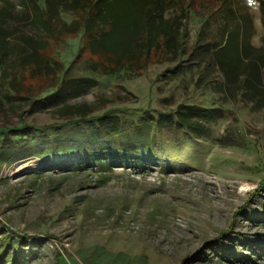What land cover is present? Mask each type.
<instances>
[{
    "label": "rangeland",
    "instance_id": "374dc122",
    "mask_svg": "<svg viewBox=\"0 0 264 264\" xmlns=\"http://www.w3.org/2000/svg\"><path fill=\"white\" fill-rule=\"evenodd\" d=\"M113 1L115 28L135 24L140 0ZM164 1L166 18L185 15L180 52L154 53L137 77L91 71L96 54L85 48L82 30L51 41L49 53L68 68L66 77L94 80L80 95H66L67 105L89 108L86 118L70 123L55 106L31 112L26 96L4 97L20 71L0 74V264H264V108L229 92L210 56L229 30L240 31L251 55L260 50V0ZM26 6L0 0L8 47L38 37ZM52 82H40L47 88L38 95ZM182 104L219 108L222 117L203 122L197 138L156 132L146 119ZM103 114L134 128L145 123L148 146L130 155L133 163L142 155L139 167H71L84 148L104 152L135 139L125 131L98 140L89 123ZM91 132V143L75 138ZM170 148L183 154L161 153Z\"/></svg>",
    "mask_w": 264,
    "mask_h": 264
},
{
    "label": "trees",
    "instance_id": "16d2710c",
    "mask_svg": "<svg viewBox=\"0 0 264 264\" xmlns=\"http://www.w3.org/2000/svg\"><path fill=\"white\" fill-rule=\"evenodd\" d=\"M28 8L29 20L36 30L37 39L25 36V43L17 41L11 47L7 46L4 30L0 26V74L6 78L8 70L20 71L21 79L18 83L10 80V90H6L4 97L29 99L31 112L51 106L57 107L58 116L65 117L68 122L79 118H86L91 111L86 106L67 105L66 95L78 96L88 88L94 86V80L89 77H66L68 68H64L62 62L51 57L50 43L66 36L84 32L85 48H89L96 59L89 64L91 71L102 70L106 74L117 72L129 75H140L149 64L150 56L161 53V56L176 55L180 52L179 38L181 36V18L185 15L165 17L164 12L169 8L164 0H154L153 5L147 6L149 0H140L139 7L135 8V24H129L125 28H115V19L111 12L113 0H24ZM262 25H264V0H260ZM186 12V11H185ZM74 14L75 17L66 22L61 15ZM5 12L0 10V23L5 24ZM2 18V19H1ZM140 19V20H139ZM62 22H59V21ZM137 20V21H136ZM4 21V22H2ZM141 21V24H138ZM120 22V20H119ZM139 26V27H138ZM116 32V34H114ZM240 31L229 30L224 44L210 51L211 60L215 62L221 83L226 84L229 92L238 94L242 101L264 108V85H262V67H264V36H262L260 50L250 53L244 40L240 38ZM116 36L115 39L113 37ZM114 44L112 47L105 45ZM23 42V41H22ZM13 56V58H11ZM52 63L55 66H52ZM52 80L54 87L50 92L38 95L40 91H46L41 83ZM41 82V83H40ZM37 83V84H36ZM218 89V87H217ZM31 95L34 98L31 99ZM60 105V106H59ZM37 108V109H36ZM222 117V110L210 106L180 105L168 114L149 116V123L154 124L155 131L174 132L183 131L190 137L197 138L201 133L203 122H213ZM115 115H100L92 120L89 125H95L100 134L98 140L109 136L115 137L119 133L134 132L135 139L120 140L118 147H107L105 151L85 149L82 154L76 156L77 162L71 167H93L99 170L109 169L111 166L135 165L139 167L143 162L142 155L136 156L137 162H132L131 154L141 153L148 143L146 133L142 131L143 125L136 123L134 126H126ZM71 123V122H70ZM88 123H85L87 125ZM94 126V127H95ZM203 129V128H202ZM183 130V131H182ZM92 133V132H91ZM76 135L83 142H92L93 133ZM176 144L182 141L172 139ZM171 140V141H172ZM0 141H2L0 139ZM108 141V138H107ZM191 141V140H190ZM170 142V141H169ZM191 142H187L190 144ZM164 143H156L152 146L165 147ZM183 154L179 149L161 151L174 157V153ZM148 157H154V152H144ZM165 155V156H166ZM197 159L195 158L194 161ZM182 161V160H181ZM5 253V252H4ZM17 256L14 255V259ZM23 257V256H22ZM16 260V259H15Z\"/></svg>",
    "mask_w": 264,
    "mask_h": 264
}]
</instances>
